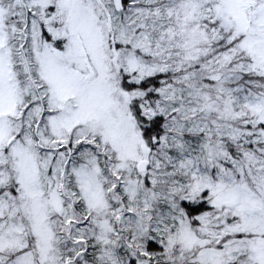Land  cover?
Instances as JSON below:
<instances>
[{
    "label": "snow or ice",
    "instance_id": "obj_1",
    "mask_svg": "<svg viewBox=\"0 0 264 264\" xmlns=\"http://www.w3.org/2000/svg\"><path fill=\"white\" fill-rule=\"evenodd\" d=\"M0 264H264V0H0Z\"/></svg>",
    "mask_w": 264,
    "mask_h": 264
}]
</instances>
